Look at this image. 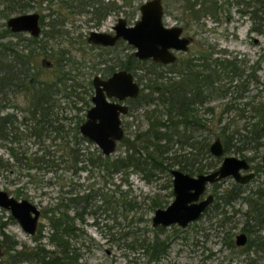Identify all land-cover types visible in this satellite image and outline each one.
<instances>
[{"label":"trees","instance_id":"16d2710c","mask_svg":"<svg viewBox=\"0 0 264 264\" xmlns=\"http://www.w3.org/2000/svg\"><path fill=\"white\" fill-rule=\"evenodd\" d=\"M40 1L42 0H0V16L8 17L11 13L25 12ZM62 1L69 7L73 4V0ZM179 1L182 2L180 13L187 15L186 21L191 22H198L203 13L210 14L214 19L219 14L227 17L231 5L235 4L240 13H245L250 18V29L264 34V0ZM91 5L95 8L94 1ZM7 30L3 29L0 36L4 37ZM20 43L24 45L21 46ZM40 44L35 36L24 38L18 35L16 41L0 40V140L19 164V175L32 177L35 173L30 169L43 168L52 171V176L57 178L61 186L69 181V186L72 184L73 187L58 194L55 201L42 208L41 213L46 221L31 235L32 244L19 242L3 232V256L6 259L0 263L89 264L81 248L83 243L78 242L84 233L80 223L84 222L87 215L97 223L98 216L106 214L107 219L112 220L111 226H119L118 237L123 240V245L142 249L145 256L142 264H154L168 253L170 236H160L166 227L150 225L146 211L159 207L165 197L159 194L150 196L147 193L141 197L134 193L129 175L137 172L144 181L151 182L154 175L161 172L165 176L164 186L170 187L168 194L171 195L169 170L173 164L189 173L209 171L216 165L209 151L210 134L222 133L225 149H231L234 139L252 147L260 134L257 123L234 125L230 133H227L230 126L226 122L219 125L216 131L213 128V121L220 123L221 114L233 108L231 101L218 113L212 106L203 108L204 114L216 115L215 120H210L211 125L209 119L200 116L195 107L199 104L197 102L203 104L214 97V93L224 96L222 94L226 95L233 87L237 88L239 83L232 82L240 79L241 68L237 66L236 59H212L213 51L201 50H198L196 57L189 55L169 65L151 59H137L133 52H125L114 58L110 62L113 64L110 68L133 69L135 74L138 69L144 70L143 73H137L141 83L140 93L129 101L131 112L143 109L141 117L146 124L143 126L139 123L132 133L124 135L120 153L103 155L97 146H93L80 133L79 124L84 118L82 115L76 114L71 120L62 112L60 117L57 116L56 112L62 107L60 98L70 100L73 96L74 76L63 69V59L60 60L55 53H47L54 59L53 66L38 64V55L46 48V45ZM18 45L21 48L26 46L28 50L22 51ZM167 70H173L179 76L168 77ZM77 109L80 110L81 107L78 106ZM257 109L260 110L258 107ZM258 115L262 119V114ZM28 142L35 146L33 150L29 151ZM174 146L183 152L172 155L171 151L178 150ZM202 156L208 157L202 160ZM9 164L10 162H3L0 158V166L8 169ZM58 169H62V172L58 173ZM80 170L88 171L87 178L93 179L86 184L72 181V174ZM78 185L82 187V191L74 190ZM263 188L264 184H259L250 197H242L246 199L248 209L243 211L241 228L247 233H251L254 226L262 227L264 222ZM16 194L19 195L20 192ZM237 197L238 191L223 192L219 196L224 206L237 200ZM231 209L234 212L228 214L224 207L210 203L201 216H208L206 222L209 223V228H220L223 243L233 248V228L236 226L233 219L238 209ZM44 224L48 227L46 233L41 232ZM173 230L177 232L179 228L173 227ZM149 232L153 234L149 235ZM115 235V232H111L110 236L114 239ZM44 237L46 243L42 241ZM134 262L137 264L136 260Z\"/></svg>","mask_w":264,"mask_h":264},{"label":"rangeland","instance_id":"374dc122","mask_svg":"<svg viewBox=\"0 0 264 264\" xmlns=\"http://www.w3.org/2000/svg\"><path fill=\"white\" fill-rule=\"evenodd\" d=\"M81 1L83 2L86 0ZM143 1L144 0H101L100 2H102L104 7L111 5H118L120 7L116 10L110 9L106 13L105 18L100 22V25H87V23L93 21L91 20L93 18V13L81 11L79 13H73L70 12V9L67 7H63L64 10L62 13L68 17L66 22L69 24L56 25L52 28L51 25H48V22L50 23V19L54 15L51 16L49 14L52 0L48 2L42 0L37 3L35 7L25 11L36 10L44 13L45 21L41 23L42 32L38 37L39 40L46 45V48L45 51H42L38 55V64L43 65L42 63L44 60L49 59L47 53H55L57 56L60 55L59 57L63 59L62 62L65 64L63 69H67L69 74L72 77L74 76L73 82H75V88L73 96L69 98L70 100L60 98L59 102L62 107L56 112L58 117L61 116V112L70 120L71 118L73 119V116L76 114L84 117V112L91 102L89 101L90 94L93 93V88L89 81L92 80V77L96 73L101 74L103 71L102 68L104 65L97 61L101 58L99 53H104V51H102L104 49L98 47V45L90 44L86 40L89 31H111V24L115 22L117 17L122 15L128 18V22L131 23L132 18L138 17L139 11L137 8ZM75 3H78V0H75ZM163 4L165 8L164 23L168 25L180 24L184 27L185 33L193 37L189 51L186 54L179 55L185 56L189 54L190 56L196 57L198 50H201L206 52L213 51L211 55L212 59L216 57L221 59L224 57L236 59L237 66L241 68V77L239 80L233 81L232 83H239L238 87H233L232 90L228 91L224 96L210 99L203 107L199 106L197 109L200 116L209 119V125H211L210 120H215L216 115H211L210 113L204 114V109L202 108L212 106L215 112L218 113L221 109L223 110L224 106L229 101L232 102L233 108L221 114L222 122L220 121V123H217V121H213V128H215V131L217 127L224 124V122L230 126L227 129V133H230L234 125L241 126L247 123H257L258 130L260 131L259 137L256 138V143L253 144L252 147L245 148L244 150L245 155H255L251 162L253 166L257 165V163L261 161V156L264 153V34L257 33L250 29V18L247 14L240 13L238 11V6L235 4L231 5L227 17L224 15L220 16L219 14L217 19H214L210 14L203 13L199 17L198 22H196L197 24L191 22L188 25H184V20L181 18L180 5L182 2L179 0H163ZM85 7L91 10L89 6ZM97 12H99V10H97ZM55 17L54 15V18ZM5 19L6 18L3 16L0 17V29H3V25L1 24L5 22ZM71 22H75V24L79 25H72L70 24ZM46 33L48 35H46ZM21 36L27 38L30 35L27 32H23ZM11 37L12 38H0V40H17V36L12 35ZM20 45L22 46L24 43H20ZM20 45H18L20 50L25 52L28 50V47L24 46V48H21ZM133 50L134 48L125 41L115 48V51L120 52V54L133 52ZM108 54H110V52L106 55ZM51 60L54 62L53 58H51ZM143 72L144 70L138 69L136 78L137 73ZM78 106L81 107L80 110L77 109ZM257 107L260 108V110H258ZM8 109L6 108V110ZM6 110L3 111L5 112ZM142 112L143 109L140 108L138 110H132V112L129 111L126 115H122V125L125 134L132 133L138 127L139 123L145 126V120L141 117L143 116ZM258 113L262 114L263 122H261L262 119L259 118ZM221 135L220 137L223 140L224 135L222 133ZM214 136L215 133L210 134L209 144ZM229 140L232 139L229 138ZM232 143L238 144V140L234 139ZM94 145L93 143V146ZM28 146L29 151L35 148V146L29 142ZM122 147L121 140H119L115 151H113L111 155L120 153ZM174 147L178 149L176 146ZM231 148L232 149L225 154L241 156L240 153L234 151V146ZM21 149L22 147L19 148V150ZM14 150H18L16 146H14ZM175 152L181 153L183 151L178 149L170 153L173 155ZM204 157L208 156H202V160H205ZM0 158L3 162H10V167L8 169L4 168L2 165L0 166V189L6 190L18 198L25 197L35 203L40 209L39 228L40 225L46 221L41 213L42 208L55 201V197H57L58 194L65 193V190L69 187L72 188L73 185L71 184L69 186V181H66L63 186H61L57 178L52 176V171H46L43 168L30 169L32 173H35L32 177L25 174L22 176L19 175V164L15 162L14 156L10 154L7 146L2 143L1 140ZM177 166V164H173L172 167ZM24 171L26 170H23V172ZM60 172H62V169H58V173ZM87 175L88 171L80 170L76 172V174H72V178L70 179L86 184L93 179L92 177L87 178ZM262 175L258 176L257 174V176L247 184V187L255 189L257 185L262 184L264 179ZM169 178H171V175ZM115 179L118 181V178L115 177ZM129 180L132 183L134 193L140 194L141 197L144 193L150 196L159 194L161 197H165V201H163L159 207H165L173 199V194H168L170 187L165 188L164 186L165 176L161 172L154 175L151 182L144 181L137 172H131ZM233 181V178L227 177L222 180L219 185H209L207 187V192L213 193L216 191L218 193L222 188L231 187ZM74 190L82 191V187L78 185ZM16 192H20V194L17 195ZM215 201V203H222L221 199ZM231 208L238 209L233 219L236 222V226L233 228V240L236 233L243 231L246 233V236H248L246 244L243 246L235 244L233 248L225 246L221 229L216 226L215 228H209V223L206 222L208 216L203 215L197 220L190 222L185 227H180L176 224L165 226L166 230L164 233H161L160 236L165 237L166 234L170 236L168 253L154 264H264V222L261 224L262 227L254 226V230L251 233H247L241 228V225L244 221L243 211L248 209V205L238 199L224 206L228 214L232 213V211L234 212V209ZM153 210L146 211V216L149 218V221H151L150 217ZM97 221L98 222L95 223L93 218L87 215L84 222L80 223L84 228V233L79 237L78 242L83 243L81 248L84 251V258H86L89 264H135V260L137 264L143 263L145 256L142 249L124 246L123 240L118 237L120 233L118 231L120 229L119 226H111L112 220L110 218L107 219L106 214L98 216ZM173 227L179 228V230L176 232L173 230ZM47 231L48 227L44 224L41 228V232L46 233ZM3 232L14 237L19 242H26L27 244L33 243L31 235L22 229L18 221L12 217L10 211L0 206V243L5 247L3 244ZM111 232L116 233L114 239L110 236ZM152 234V232H149V235ZM42 241L46 243L47 240L44 237ZM47 245L50 246L49 244ZM4 259H6V257L2 255L0 261Z\"/></svg>","mask_w":264,"mask_h":264},{"label":"water","instance_id":"95a60500","mask_svg":"<svg viewBox=\"0 0 264 264\" xmlns=\"http://www.w3.org/2000/svg\"><path fill=\"white\" fill-rule=\"evenodd\" d=\"M140 17L132 25H126L125 18L119 17L116 25H112L113 33L103 30H90L87 40L98 44H113L123 38L134 50L139 59L151 58L154 61L168 63L176 58L172 49H187L189 37L180 35V25H165L162 19L161 0H145L140 6ZM39 12L36 10L11 14L5 23L13 31H25L31 36L40 32ZM92 105L85 112V119L79 124L80 133L92 141L102 152L109 155L116 149L117 142L123 137L120 114L127 113L128 106L121 102L126 96L134 97L139 93L140 85L131 71L118 69L108 77L95 74L92 77ZM114 97V99H110ZM209 151L221 155L224 151L220 137H215ZM264 160V154H263ZM249 169V162L244 157L225 155L220 165L209 171L190 174L178 167H171L173 199L165 207H156L150 217L152 226H168L176 224L187 226L197 220L207 206L213 201V193L207 187L228 175L237 180L246 181L254 175L253 170L244 175L239 169ZM0 206L8 209L22 229L32 235L39 224V207L25 197L18 198L8 191L0 189ZM246 233L240 231L235 235V244L244 245ZM4 247L0 243V257Z\"/></svg>","mask_w":264,"mask_h":264},{"label":"flooded vegetation","instance_id":"af4514ba","mask_svg":"<svg viewBox=\"0 0 264 264\" xmlns=\"http://www.w3.org/2000/svg\"><path fill=\"white\" fill-rule=\"evenodd\" d=\"M95 2V8H93V6L91 5V3L92 2ZM101 0H86V1H81V0H78V3H75V0H73L72 2H73V4H71L70 5V7L69 6H67V4H64L63 3V1L62 0H52V7L49 9L50 10V12H49V14L52 16L53 14L56 16L55 18H54V15H53V17L50 19V23L48 22V25H51V27L52 28H54L56 25H65V24H67L68 22H66V19H68V17L66 16V15H64L62 12H63V7L65 8V7H67L68 9H70V12H73V13H76V12H89V13H93L92 14V19L91 20H93L92 22H89V23H87V25H100V22L105 18V15H106V13L110 10V9H113V10H116V9H118L120 6H118V5H111V6H107V7H104L103 5H102V2H100ZM145 1V0H144ZM67 2V1H66ZM112 2H114V1H112ZM142 3V2H141ZM140 3V4H141ZM161 3H162V9H163V15H162V19L165 17V8H164V4H163V0H161ZM140 4L138 5V11H139V13H138V17H135V18H132V22L130 23V22H128V18H126L125 16H119V17H123V18H125V21H126V25H132V24H134L135 23V21L137 20V19H139V17H140V9H139V6H140ZM85 6H89L90 8H91V10H89L88 8H86ZM97 10H99V12H97ZM39 25H40V27H41V23H43L45 20H44V13H42V12H39ZM1 17V16H0ZM119 17H117V19L115 20V22L114 23H112L111 25H116L117 24V22H118V18ZM6 18V17H5ZM181 18L184 20V25H188V24H190L191 23V21H186V18H187V15L186 16H184V13L182 14L181 13ZM199 20V19H198ZM164 22V21H163ZM196 23V22H195ZM69 24V23H68ZM70 24H72V25H79V24H75V22H71ZM165 24V23H164ZM197 24V23H196ZM1 25H3V29H8L5 33H4V37H2V36H0V38H7V37H9V38H12L11 36L13 35V36H18V35H21L23 32H25V31H13V30H11L10 29V27L9 26H7L6 25V23L4 22V23H2ZM165 25H168V24H165ZM173 25H180V24H173ZM181 27H182V32H181V34L180 35H185V36H187V37H189V39H190V41H189V43L187 44V49L186 50H184V49H172L173 50V52L176 54V58H175V60H173V61H171V62H168V63H163V62H158V61H155V62H157V63H162V64H165V65H169V64H173V63H176L177 62V60L180 58V59H184V58H186V57H188L189 56V54L188 55H185V56H181V55H179V54H186L188 51H189V49H190V46H191V42H192V36L190 35V34H186L185 33V31H184V27L182 26V25H180ZM2 28V27H1ZM3 29H0V34H2V31H3ZM112 29V28H111ZM51 30V29H50ZM42 32V28H40V32H39V34L37 35V36H35V37H37L38 38V42L39 43H41L40 44V46L41 45H44L43 44V42H41L40 40H39V35H40V33ZM45 32H48V31H45ZM52 32V31H51ZM108 32H110V33H113V31L111 30V31H108ZM28 33V32H27ZM29 34V33H28ZM46 35H48L47 33H46ZM31 36V35H30ZM10 40H12V39H10ZM86 40H87V37H86ZM88 41V40H87ZM123 41H125L126 42V40L125 39H123V38H118L117 40H115V42L113 43V44H98V43H93V42H90V41H88L90 44H93V45H98V47H101L102 49H104V50H102V51H104V53H102V52H100L99 53V55L101 56V58L100 59H98V63H102L103 65H104V67L102 68L103 69V71L101 72V74H99V73H96V74H98V75H100L102 78H106V77H108L112 72H114V71H116V70H118V69H127V68H115V69H113V68H110V66H112L113 64H110V62H112V60L114 59V58H117L118 56L120 57L122 54H120V52H117V51H115V48H116V46H119L120 44H122V42ZM130 45V44H129ZM131 46V45H130ZM110 52V54H108V55H106L107 53H109ZM134 54V53H133ZM98 55V56H99ZM48 56V55H47ZM60 56V55H59ZM135 56V55H134ZM49 57V56H48ZM136 57V56H135ZM137 58V57H136ZM59 59L60 60H62V58H60L59 57ZM119 59V58H118ZM137 59H139V58H137ZM147 59H151V58H147ZM140 60H146V59H140ZM152 60V59H151ZM154 61V60H153ZM44 66H47V67H51V66H53V64H54V62L51 60V58L49 57V59H45L44 60V62L42 63ZM127 70H129V71H131V73L133 74V76H134V79L139 83V85H140V90H141V83L139 82V79H138V76H137V78H136V74H135V71L133 70V69H127ZM67 71V70H66ZM100 71V70H99ZM67 72H69V71H67ZM166 74H167V76L168 77H171V78H176V77H178L179 75H178V73H176V72H174L173 70H167L166 71ZM188 76H190V75H188ZM90 84L92 85V88H93V83H92V80L90 81ZM90 85V86H91ZM140 90H139V93H140ZM139 93L136 95V96H134V97H130V96H126L125 98H123L122 100H120L121 102H123V103H126L127 104V106H128V111H127V113L130 111V105H131V102L129 101L130 99H134V98H136V97H138V95H139ZM93 93H91L90 94V98H89V101H91V95H92ZM215 94V96L214 97H212V98H216V97H219L220 95H218V93H214ZM222 95H225V93L224 94H222ZM212 98H210V99H212ZM110 99H114V100H116L114 97H111ZM209 99V100H210ZM209 100H207L206 102H204L203 104L201 103V102H197V103H199V104H196V108H198L199 106H201V107H203L204 106V104L205 103H207ZM92 105V102H90V104L87 106V109L90 107ZM209 107V106H208ZM205 108V107H204ZM86 109V110H87ZM203 109V108H202ZM86 112V111H85ZM85 112H84V118H83V120L85 119ZM127 113H124V114H120V117H121V126H122V128H123V130H124V127H123V125H122V115H126ZM82 120V121H83ZM81 121V122H82ZM80 122V123H81ZM124 135H125V132H124ZM124 135H123V137H124ZM220 137V135L219 134H215V136H214V138L215 137ZM122 137V138H123ZM121 138V139H122ZM213 138V139H214ZM120 139V140H121ZM220 140H221V142H222V145H223V149H224V151H223V153L221 154V155H214V154H211L213 157H214V159H215V161H216V165L213 167V169H215V168H217L219 165H220V163H221V161H222V158L225 156V155H227V154H225L227 151H229V150H231V149H225V146H224V144H223V141L224 140H222L221 139V137H220ZM236 140V139H235ZM241 144V145H240ZM210 145V144H209ZM240 145V146H239ZM251 145V144H250ZM235 147L234 148V151L235 152H237V153H240V155L241 156H238V157H244V158H246L247 159V161L249 162V169H247V170H245V169H242V168H240L239 169V173L241 174V175H244L247 171H251V170H253V172H254V175L251 177V178H249L248 180H246V181H241V180H237V179H235L233 176H231V175H228V176H226V177H223V178H221V179H219L218 181H215L214 183H212L213 185H219L221 182H222V180H224V179H226L227 177H231V178H233V182L231 183V187H229V188H222L221 189V191H219L218 193L215 191V192H213V201L211 202V203H215L216 201L215 200H217V199H220L219 198V196L223 193V192H228V193H230V192H235V191H238L239 192V197H237L236 199L238 200V199H240L242 202H244V203H246V205H247V202H246V199H243L242 197H246V196H251V193L253 192V189H252V187H247V184L248 183H250V181L253 179V178H255L256 176H257V174H258V176L259 175H262V174H264V160H263V154H262V156H261V161H259L258 163H257V165H252V159L254 158V156L255 155H245V153H244V150H245V148H248L247 146V144H244V143H239L238 142V144H232V146L231 147ZM182 170V169H181ZM184 171V170H183ZM187 172V171H186ZM189 173V172H188ZM190 174H197V173H190ZM171 175V174H170ZM263 177H264V175H262ZM172 183V182H171ZM264 184V179H263V181H262V185ZM264 189V188H263ZM207 193V191L204 193V194H206ZM216 198V199H215ZM243 199V200H242ZM236 201V200H235ZM215 204H218V206L221 208V207H224V205H223V202L222 203H215ZM237 234V233H236ZM235 234V235H236ZM247 238H248V236H247ZM234 241H235V238H234ZM247 242V241H246ZM246 244V243H245ZM238 246H240V245H238ZM241 246H243V245H241Z\"/></svg>","mask_w":264,"mask_h":264}]
</instances>
